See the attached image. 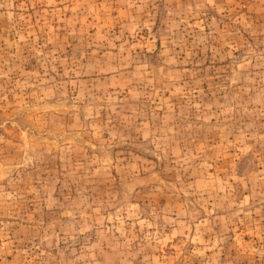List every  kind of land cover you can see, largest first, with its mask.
<instances>
[{
  "label": "rangeland",
  "instance_id": "374dc122",
  "mask_svg": "<svg viewBox=\"0 0 264 264\" xmlns=\"http://www.w3.org/2000/svg\"><path fill=\"white\" fill-rule=\"evenodd\" d=\"M0 264H264V0H0Z\"/></svg>",
  "mask_w": 264,
  "mask_h": 264
}]
</instances>
